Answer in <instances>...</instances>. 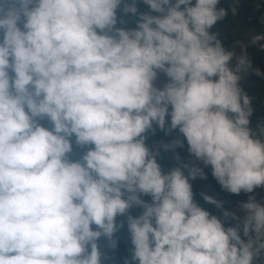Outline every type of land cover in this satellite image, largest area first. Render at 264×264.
<instances>
[{"label": "clouds", "instance_id": "clouds-1", "mask_svg": "<svg viewBox=\"0 0 264 264\" xmlns=\"http://www.w3.org/2000/svg\"><path fill=\"white\" fill-rule=\"evenodd\" d=\"M137 2L0 0V264H102L97 242L117 246L118 216L133 246L125 264H254L264 254V202L223 210L235 221L225 227L194 200L189 181L203 168L165 172L146 145L154 125L178 129L224 190L264 188V125L251 128L242 85L264 71L212 31L228 15L221 0H142L147 13ZM121 5L134 28L117 27ZM73 138L86 149L76 160Z\"/></svg>", "mask_w": 264, "mask_h": 264}, {"label": "trees", "instance_id": "trees-1", "mask_svg": "<svg viewBox=\"0 0 264 264\" xmlns=\"http://www.w3.org/2000/svg\"><path fill=\"white\" fill-rule=\"evenodd\" d=\"M123 7L121 5L117 11V27L134 28L138 17L130 13L125 14ZM137 7L139 13L150 11L149 7L142 3V0H138ZM218 8L226 9L228 15L225 19L218 22L212 31L219 33L224 46L229 50L235 51L234 48L240 46L243 42L250 43V40L255 39L257 36H264V0H221ZM233 9H235V12H233ZM153 14L155 15V13ZM256 42H259L260 46L264 48V45H261V42L264 43V39L256 40ZM243 50L245 51L244 48ZM258 60V64L252 65L253 68H259L261 71H264V51ZM242 85L249 96L253 97L252 106L254 111L250 118V126L256 131L258 130V126L264 125V79L249 72L242 79ZM41 123L45 127H51L46 120L41 121ZM154 128L155 131H149L146 134V145L153 153L157 154V162L161 165L163 171L168 172L173 168L182 167L184 164L190 167L198 166L203 168L205 173L204 178L198 176L189 181L192 185L194 200L199 206L209 211L210 214L221 216L225 227L233 226L235 221L224 218L221 215L223 210L238 212L242 202H246L250 196L258 197L261 192H264V188H257L253 193L241 192L239 195L227 192L212 176L210 166L205 168L201 161L189 153L187 142L178 129L169 132L167 130H160L155 125ZM177 140L183 141L182 147L179 145L172 147L173 142ZM165 145L169 147L166 149ZM84 151L86 149H81L75 145L73 138V152L70 154V158L73 160L79 159ZM182 170L187 175V169L182 168ZM205 195L221 202L223 209H219L216 205L206 202L203 199ZM142 199L146 202H151L149 196H143ZM142 211L141 207L134 206L129 210V214L135 217L140 215ZM117 224H123V227H120L114 234L113 239L117 241L115 248L109 246V241L106 238L102 237L97 242L102 253V264H125L126 260L131 262L133 246L127 229V217L118 216ZM93 227L95 228V226ZM254 264H264V254L254 259Z\"/></svg>", "mask_w": 264, "mask_h": 264}, {"label": "rangeland", "instance_id": "rangeland-1", "mask_svg": "<svg viewBox=\"0 0 264 264\" xmlns=\"http://www.w3.org/2000/svg\"><path fill=\"white\" fill-rule=\"evenodd\" d=\"M250 1H252V0H250ZM237 35H238V33H237ZM241 45L244 46L243 48L245 49V52L248 55L252 65L258 64V62H259L258 58L261 56V54L264 51V48L262 46H260L259 42H256L255 39H252V40H250V43L243 42ZM241 45L236 46L234 48L237 56H239L241 54V51H242ZM261 45H264V43L261 42ZM233 63H235V61H233ZM244 77H243V79H244ZM166 82H167V78L165 77L164 74L161 73L158 75V79L155 81V86L162 88ZM255 198L258 202H264V192H261L259 194V196L255 197Z\"/></svg>", "mask_w": 264, "mask_h": 264}]
</instances>
